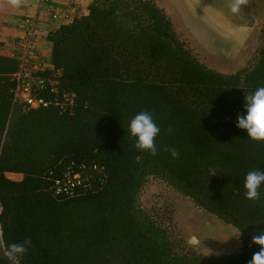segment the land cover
Masks as SVG:
<instances>
[{
  "label": "trees",
  "instance_id": "16d2710c",
  "mask_svg": "<svg viewBox=\"0 0 264 264\" xmlns=\"http://www.w3.org/2000/svg\"><path fill=\"white\" fill-rule=\"evenodd\" d=\"M46 39L48 67L33 76L55 83L56 95L39 93L44 100L73 96L68 112L11 105L17 57L0 56L1 249L30 239L19 264H248L260 250L251 238L264 232V184L255 201L243 184L249 171H264V141L248 138L236 116L244 94L264 86V26L252 63L229 74L201 64L152 0H89ZM141 111L160 128L156 155L129 134ZM71 161L100 174L83 194L53 196L44 175ZM152 179L235 229L237 252L188 250L170 228L169 206L139 203Z\"/></svg>",
  "mask_w": 264,
  "mask_h": 264
},
{
  "label": "rangeland",
  "instance_id": "374dc122",
  "mask_svg": "<svg viewBox=\"0 0 264 264\" xmlns=\"http://www.w3.org/2000/svg\"><path fill=\"white\" fill-rule=\"evenodd\" d=\"M153 2L160 8L164 7L162 9L166 14L171 15L174 31L179 32V37L186 41L188 47L197 50L194 52L199 62L216 72L229 74L246 67L252 63L256 50L262 44L260 32L264 26V0H249L242 7V14L253 17L254 23L235 42L223 41L218 35L220 31L213 32L205 22L195 21L191 10L179 0ZM139 203L146 207L155 204L169 206L172 210L170 228L188 250L204 257H219L235 253L239 249L235 229L197 209L156 180L147 182L140 194ZM191 237L195 239L194 243L189 242ZM4 257L6 256L0 246V259Z\"/></svg>",
  "mask_w": 264,
  "mask_h": 264
},
{
  "label": "crops",
  "instance_id": "0c3cea01",
  "mask_svg": "<svg viewBox=\"0 0 264 264\" xmlns=\"http://www.w3.org/2000/svg\"><path fill=\"white\" fill-rule=\"evenodd\" d=\"M179 1L187 5L195 21L205 22L208 28L214 30L213 32L219 33L220 31L218 35L223 41H237L240 35L249 29V25L254 21L253 17L242 14V8L240 14L234 18L231 15H227V11L223 8L220 0H214L213 13L207 12L201 5V3H205L203 0ZM88 4L89 0H49V11L46 12L45 6L37 2V0H24L20 8L11 7L6 3V0H3V2H0V56L12 57L15 44L24 35L22 20L25 17H30L37 20L34 35V50L38 55L37 62L40 61L48 65L50 44L46 39L47 33L59 25L70 22L75 16L84 15ZM162 8L164 9V7ZM218 10L220 11L218 12ZM164 13L166 14L165 11ZM51 15H54L56 20H52ZM166 15L170 19L173 29H175L171 15ZM175 32L179 35V32ZM227 44H230V42ZM194 47L197 48L196 45ZM192 51L197 50L193 48ZM7 178L18 181L20 176L8 174Z\"/></svg>",
  "mask_w": 264,
  "mask_h": 264
},
{
  "label": "built area",
  "instance_id": "2783aa9c",
  "mask_svg": "<svg viewBox=\"0 0 264 264\" xmlns=\"http://www.w3.org/2000/svg\"><path fill=\"white\" fill-rule=\"evenodd\" d=\"M47 6V0H37ZM49 11V8L46 9ZM51 15V19L55 20ZM24 35L14 46L12 55L17 57L18 68L12 73L10 81L13 83L10 89L11 105H16L21 113L36 110L47 105H53L59 113L68 112L73 107V96L62 94L52 100H44L40 97L41 92L47 90L56 95L55 83L49 79L33 76L34 72L44 71L48 65L37 62L34 50V35L37 22L29 17L22 21ZM100 169L95 165L75 164L68 162L60 167L58 175L48 171L44 179L49 183L48 189L53 196L61 198H73L91 189L95 174H100ZM99 184L101 179L97 178Z\"/></svg>",
  "mask_w": 264,
  "mask_h": 264
},
{
  "label": "clouds",
  "instance_id": "9594fccd",
  "mask_svg": "<svg viewBox=\"0 0 264 264\" xmlns=\"http://www.w3.org/2000/svg\"><path fill=\"white\" fill-rule=\"evenodd\" d=\"M3 2V0H0ZM6 3L14 8H20L24 0H6ZM223 8L233 16L240 14L241 8L249 3V0H220ZM236 127L243 129L247 137L253 141H264V86L254 92L244 94L243 112L236 116ZM130 136L135 138L134 147L140 151H147L156 155L157 148L155 137L160 133V128L155 123L149 112L137 113L128 124ZM171 132V129H168ZM172 158H177L179 153L175 148L168 149ZM264 184V171L254 169L249 171L244 179L245 199L255 201L259 198V189ZM2 212V209H0ZM251 243L258 245L260 250L252 255L248 264H264V232H259L251 238ZM0 245H3V225H0ZM31 246V240L25 239L22 243H12L4 248L5 256L19 264V260L26 254Z\"/></svg>",
  "mask_w": 264,
  "mask_h": 264
},
{
  "label": "water",
  "instance_id": "95a60500",
  "mask_svg": "<svg viewBox=\"0 0 264 264\" xmlns=\"http://www.w3.org/2000/svg\"><path fill=\"white\" fill-rule=\"evenodd\" d=\"M203 1H205V3H201V5L207 10V12H209V13H213L214 11H213V9H214V0H203ZM201 2V1H200ZM220 10H218V12H219ZM222 13V12H221ZM218 14V13H217ZM224 14V13H223ZM226 14L227 15H231L233 18L235 17V16H233L231 13H229V12H226ZM219 15V14H218ZM189 242H191V243H194L195 242V239L193 238V237H191L190 238V240H189Z\"/></svg>",
  "mask_w": 264,
  "mask_h": 264
}]
</instances>
